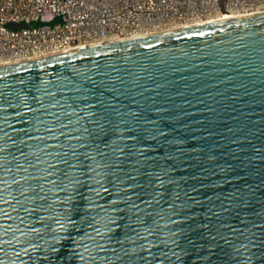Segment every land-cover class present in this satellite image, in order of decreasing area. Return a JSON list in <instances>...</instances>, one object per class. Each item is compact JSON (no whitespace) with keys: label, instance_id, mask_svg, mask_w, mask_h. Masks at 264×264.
I'll return each mask as SVG.
<instances>
[{"label":"water","instance_id":"obj_1","mask_svg":"<svg viewBox=\"0 0 264 264\" xmlns=\"http://www.w3.org/2000/svg\"><path fill=\"white\" fill-rule=\"evenodd\" d=\"M0 264H264V10L0 66Z\"/></svg>","mask_w":264,"mask_h":264},{"label":"built area","instance_id":"obj_2","mask_svg":"<svg viewBox=\"0 0 264 264\" xmlns=\"http://www.w3.org/2000/svg\"><path fill=\"white\" fill-rule=\"evenodd\" d=\"M261 10L264 0H0V66Z\"/></svg>","mask_w":264,"mask_h":264},{"label":"bare ground","instance_id":"obj_3","mask_svg":"<svg viewBox=\"0 0 264 264\" xmlns=\"http://www.w3.org/2000/svg\"><path fill=\"white\" fill-rule=\"evenodd\" d=\"M233 14H234V12H232V11H227V12H226V11H225V12L222 11V12H219V15H220L219 17L227 16V15H233ZM214 16H215V15H214ZM214 16H213V18H214ZM215 17H218V16H215ZM3 65H4V64H3ZM3 65H2V66H3Z\"/></svg>","mask_w":264,"mask_h":264},{"label":"rangeland","instance_id":"obj_4","mask_svg":"<svg viewBox=\"0 0 264 264\" xmlns=\"http://www.w3.org/2000/svg\"><path fill=\"white\" fill-rule=\"evenodd\" d=\"M35 24H41V23H35ZM13 27V26H12ZM16 27V26H15Z\"/></svg>","mask_w":264,"mask_h":264},{"label":"trees","instance_id":"obj_5","mask_svg":"<svg viewBox=\"0 0 264 264\" xmlns=\"http://www.w3.org/2000/svg\"><path fill=\"white\" fill-rule=\"evenodd\" d=\"M36 23H42V22L39 21V22H36Z\"/></svg>","mask_w":264,"mask_h":264}]
</instances>
